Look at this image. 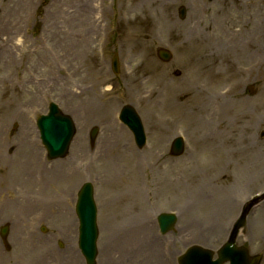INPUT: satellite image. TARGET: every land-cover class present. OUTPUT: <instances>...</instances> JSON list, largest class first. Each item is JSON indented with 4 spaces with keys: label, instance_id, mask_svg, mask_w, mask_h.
I'll return each mask as SVG.
<instances>
[{
    "label": "rangeland",
    "instance_id": "1",
    "mask_svg": "<svg viewBox=\"0 0 264 264\" xmlns=\"http://www.w3.org/2000/svg\"><path fill=\"white\" fill-rule=\"evenodd\" d=\"M240 3L0 0V21L8 27L23 23L28 34L34 33L24 34L23 66L0 64V133L22 130L20 119L32 126V117L45 112L49 101L58 103L76 126L67 156L51 161L40 141L37 145L35 133L26 141L29 154H11L0 139L4 194L37 193L47 196L49 205L57 203L60 212L48 226L61 228L49 237L69 245L71 264H84L74 205L85 181L94 185L98 248L105 264L121 260L113 249L115 232L129 221L135 224L148 208L140 216L150 219L152 233L158 212L177 209L181 215L166 240L178 239L183 250L193 243L217 248L242 202L264 190V0H243V14L238 12ZM181 5L187 10L184 19L178 16ZM194 13L197 32L191 30ZM241 29L243 37L234 39L233 33ZM2 34L9 36L0 31V40ZM12 46L13 53L5 51L14 60L19 46L15 40ZM160 47L173 53L170 62L157 57ZM115 53L117 75L111 69ZM176 70L181 75H175ZM137 82L142 89L161 91L158 100L137 101L138 91L129 88ZM166 96L173 97L176 108L167 107ZM205 101L207 107L202 108ZM125 104L142 119L147 135L142 149L118 120ZM94 126L99 133L91 145ZM178 135L184 137L186 149L172 157L170 142ZM36 224L39 230L46 226L42 218ZM145 227L136 230L143 235ZM19 236L15 246L26 253L31 248L24 240L30 235ZM238 241L264 255V201L252 209ZM103 245L110 255H103ZM148 254L143 250L138 256L144 262Z\"/></svg>",
    "mask_w": 264,
    "mask_h": 264
},
{
    "label": "water",
    "instance_id": "2",
    "mask_svg": "<svg viewBox=\"0 0 264 264\" xmlns=\"http://www.w3.org/2000/svg\"><path fill=\"white\" fill-rule=\"evenodd\" d=\"M169 53L163 55L168 58ZM122 119L134 131L139 144L145 140L143 128L138 116L130 107H125L121 114ZM42 133V139L49 149L51 156L59 155L64 148L65 143L74 133L73 124L68 116L61 114L55 104L50 106V112L42 116L39 120ZM77 214L80 221V246L86 254L89 264H94L96 253L95 239L96 229V208L92 197V187L85 184L79 193L77 203ZM189 264H206L208 259L204 258L202 253L194 250L190 252L185 259ZM198 260V261H197Z\"/></svg>",
    "mask_w": 264,
    "mask_h": 264
},
{
    "label": "flooded vegetation",
    "instance_id": "3",
    "mask_svg": "<svg viewBox=\"0 0 264 264\" xmlns=\"http://www.w3.org/2000/svg\"><path fill=\"white\" fill-rule=\"evenodd\" d=\"M6 134V132H2V136L0 138L6 140ZM24 138L26 137H20V139ZM13 149L14 147L12 148V150ZM18 206H20V208ZM39 212L40 208L36 197H27L21 200H12L5 204V202L1 199L0 195V235L2 233V226L4 224L5 218L7 216H12L10 218L8 231L10 234V238H12V240L16 242L18 240L17 236L20 233L18 226V216L24 215V217L29 218L32 217L34 214H39ZM44 213L46 217L49 218L52 212L48 210V208H45ZM0 243L2 244L1 238Z\"/></svg>",
    "mask_w": 264,
    "mask_h": 264
},
{
    "label": "bare ground",
    "instance_id": "4",
    "mask_svg": "<svg viewBox=\"0 0 264 264\" xmlns=\"http://www.w3.org/2000/svg\"><path fill=\"white\" fill-rule=\"evenodd\" d=\"M238 12L243 14V0H241ZM192 18H193V20H192V23H191V25H192L191 26L192 27L191 30L194 31V32H197L198 29H200V28L198 27L197 16H195V13L193 14ZM203 32H205V31L204 30H200V34L203 33ZM141 84H142V82H137V83L133 84L131 87H129L131 89V92H132V90H133V92L134 91H138V93L136 95L137 101L145 102V103H149V102L150 103H155L158 100L159 95L161 94V91L158 92L157 89H155V90H149V89H146V88L142 89V88H140ZM138 88H140V89H138ZM165 103H166V105H167V107L169 109H173L176 106L175 101L173 100L172 96H170V97L166 96ZM207 104H208L207 101H205L204 104L202 105V108H206ZM184 110H185V108H184ZM40 161H42V159Z\"/></svg>",
    "mask_w": 264,
    "mask_h": 264
}]
</instances>
